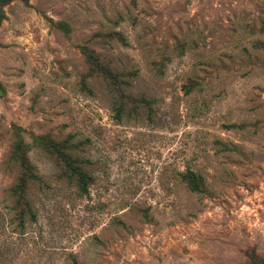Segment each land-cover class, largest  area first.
<instances>
[{
  "label": "rangeland",
  "instance_id": "rangeland-1",
  "mask_svg": "<svg viewBox=\"0 0 264 264\" xmlns=\"http://www.w3.org/2000/svg\"><path fill=\"white\" fill-rule=\"evenodd\" d=\"M2 10L0 264L264 258V0H15ZM80 47L122 73L135 111L115 117L119 95ZM64 142L89 177L84 193L47 150ZM14 144L38 177L26 187L35 219L25 214L22 227ZM187 170L198 193L180 179Z\"/></svg>",
  "mask_w": 264,
  "mask_h": 264
},
{
  "label": "trees",
  "instance_id": "trees-1",
  "mask_svg": "<svg viewBox=\"0 0 264 264\" xmlns=\"http://www.w3.org/2000/svg\"><path fill=\"white\" fill-rule=\"evenodd\" d=\"M15 0H0V22L4 18V13L2 8L7 4L13 2ZM23 4L27 5L28 0H18ZM53 26L64 30L66 25L63 22H51ZM117 35V34H115ZM258 43L254 42L253 46ZM83 54H85L87 60L90 64L89 72L91 75H97L101 79H103L106 83L109 84L111 91L115 94L119 95V99L115 102V117H119L120 112L129 113L130 111H135V109L126 110V103L122 100L124 86L127 85V81L123 79L122 73L111 72L107 66H103L85 47H80ZM130 74H126V77H129ZM144 106L145 109L148 108L149 102L144 100L143 98H139V103ZM228 127H232L228 126ZM72 146L67 144L66 142L60 144H47V150L50 154L53 155V158L61 167V173L65 178H72L75 181L77 189L80 193L86 192V186L89 182V177L86 175L84 171L81 170L78 160L69 154ZM10 158L17 163L19 167V173L15 180V183L10 188V194L14 201V209L16 210L15 218L18 221L19 227H22V223L24 220V215L27 214L30 221L35 219L34 214L29 209L27 200H26V187L27 183L33 180H37L38 177L34 173L33 167L29 164L25 151L23 150L21 144L13 146L10 154ZM181 181L185 184L187 190L192 193H198L199 187L201 185V179L194 175L191 171H185L180 174ZM247 261L246 264H264V258L249 252L246 254Z\"/></svg>",
  "mask_w": 264,
  "mask_h": 264
}]
</instances>
